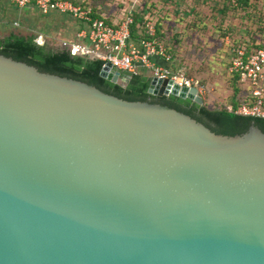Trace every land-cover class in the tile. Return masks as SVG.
I'll return each instance as SVG.
<instances>
[{"label":"water","instance_id":"water-1","mask_svg":"<svg viewBox=\"0 0 264 264\" xmlns=\"http://www.w3.org/2000/svg\"><path fill=\"white\" fill-rule=\"evenodd\" d=\"M147 91L204 104L172 79ZM0 264H264V131L0 54Z\"/></svg>","mask_w":264,"mask_h":264},{"label":"rangeland","instance_id":"rangeland-1","mask_svg":"<svg viewBox=\"0 0 264 264\" xmlns=\"http://www.w3.org/2000/svg\"><path fill=\"white\" fill-rule=\"evenodd\" d=\"M112 1L119 9V17L134 1L137 6L142 5L136 0H127L126 3ZM148 1L146 18L159 27L158 33L172 46L173 67H179L204 86L203 98L208 107L219 108L227 104L233 94L228 70L231 45L251 38L255 42L262 41L264 0H251L242 7L230 5L227 0H158V4ZM151 2L158 8L150 9ZM13 11L9 14H14ZM20 14L22 22L33 27L25 31L37 34L38 43L51 47L61 45L58 39L75 40L80 25L75 17L58 11L43 14L34 8L29 13ZM14 27L20 28V25ZM242 89L243 96H247L248 91Z\"/></svg>","mask_w":264,"mask_h":264},{"label":"built area","instance_id":"built-area-1","mask_svg":"<svg viewBox=\"0 0 264 264\" xmlns=\"http://www.w3.org/2000/svg\"><path fill=\"white\" fill-rule=\"evenodd\" d=\"M8 1L20 8L35 5L43 14L56 9L68 12L83 22L87 26L89 44L62 41L60 45L73 55H92L102 60V67L110 63L115 69L131 73H136L138 67H143L151 77L172 79L179 86L196 87L202 97L205 94V88L201 83L187 76L183 70L171 68L169 64L171 55L167 52L166 46L156 38L154 23L146 17L138 25L144 30L143 35L134 40L131 27L135 20L131 12L117 22H108L103 17L94 16L92 8L75 5L69 0ZM231 54L229 72L239 74L240 82L255 98L253 103H244L235 112L264 117V44L251 49L246 45H236L232 47Z\"/></svg>","mask_w":264,"mask_h":264},{"label":"trees","instance_id":"trees-1","mask_svg":"<svg viewBox=\"0 0 264 264\" xmlns=\"http://www.w3.org/2000/svg\"><path fill=\"white\" fill-rule=\"evenodd\" d=\"M231 5L237 7L247 6L251 0H227ZM83 7V6H82ZM95 12L93 11V14ZM96 15V13H95ZM145 17L135 14L132 25V37L137 40L143 35V29L139 27ZM156 28V38L165 46L171 55L170 66L173 67L174 50L163 40ZM141 30V32H140ZM35 33H24L22 31H12L8 36L0 37V54L12 57L16 60L24 61L36 66L39 70L72 77L87 83L93 84L101 90L114 94L128 100H148L169 105L179 111L187 113L197 120L203 122L216 133L233 135L247 130L253 122L264 131V117H255L243 113L235 112L242 104H251L255 98L250 94L249 89L239 80V74H231L230 83L233 94L229 97L227 104L219 108H210L205 103L198 105L188 99H181L173 95H152L148 93L151 76L143 67H138L136 73L119 70L121 75L116 83H113L100 76L102 60L91 58L84 54H71L69 50L62 47H51L46 43L39 44L36 41ZM241 41L231 45V49L236 45H246L248 49L258 48L264 44V34L261 42L254 40ZM168 46H167V45ZM232 57V54H231ZM231 60V59H230ZM230 63V62H229ZM230 65V64H229ZM178 69H180L178 67ZM187 76H190L186 73ZM243 86V87H241ZM248 91L247 96H243V89Z\"/></svg>","mask_w":264,"mask_h":264},{"label":"crops","instance_id":"crops-1","mask_svg":"<svg viewBox=\"0 0 264 264\" xmlns=\"http://www.w3.org/2000/svg\"><path fill=\"white\" fill-rule=\"evenodd\" d=\"M69 1H71L75 5H80L83 7L92 8V10L96 13V15H95V13L93 14L94 16L103 17L108 22H117L121 17L125 16L129 12H131L133 14V16L135 14H139L143 17H146V15H147L146 12L149 9L146 7L148 2H149L148 0H136L139 3L142 2L141 3L142 5L137 6L135 4V1H134V3H132V5L130 6V9L124 8L126 10V11H124L125 13H121L122 15H121V17H119L120 16L119 15L120 13H118L119 9H116V7L113 6L112 0H69ZM120 1L123 3H126L125 1H127V0H120ZM152 1L154 3L156 2L157 4L159 3L158 0H152ZM34 8L38 9L35 5H30V6L25 7V8H20L8 0H0V37L8 36L14 30H19V31H22L24 33H27L25 30H31L33 28L32 25L27 24L26 22H22L23 21L21 19L22 15L20 13H22V14L29 13ZM153 8H158V5H155L151 2V8L150 9H153ZM12 9H14V11ZM10 11H13L14 14H12V15L9 14ZM55 11H58L64 15H69V16L74 18V16L72 14H70L68 12H61L57 9L52 10V11L48 12L47 14H51ZM78 21L80 22V25H79V29L76 33L75 40L74 39L73 40H66L64 38L58 39V40H60L61 42L67 41L69 43H83V44L88 45L89 40L87 38V33H86L87 26L83 22H81L80 20H78ZM19 25H20V28L14 27V26H19ZM58 47H61V46H58ZM158 62L164 63L161 60H158Z\"/></svg>","mask_w":264,"mask_h":264}]
</instances>
